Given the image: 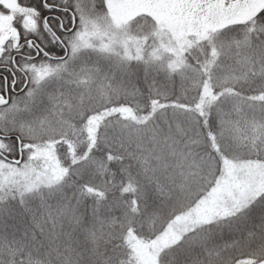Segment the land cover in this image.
<instances>
[{"label":"snow or ice","instance_id":"1","mask_svg":"<svg viewBox=\"0 0 264 264\" xmlns=\"http://www.w3.org/2000/svg\"><path fill=\"white\" fill-rule=\"evenodd\" d=\"M0 264H264V0H0Z\"/></svg>","mask_w":264,"mask_h":264}]
</instances>
